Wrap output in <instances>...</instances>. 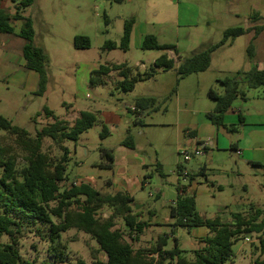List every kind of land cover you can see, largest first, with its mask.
<instances>
[{"label":"rangeland","instance_id":"1","mask_svg":"<svg viewBox=\"0 0 264 264\" xmlns=\"http://www.w3.org/2000/svg\"><path fill=\"white\" fill-rule=\"evenodd\" d=\"M3 3L5 11L13 15L16 5L11 0H3ZM254 14L261 19L253 22ZM24 16L32 19L34 45L42 48L48 56L45 67L48 82L45 95L39 97L20 87L18 73L10 74L0 66V114L9 117L13 124L35 135L42 123L45 125L56 119H64L73 110L117 112L119 109L125 110L126 105L134 106L139 98L156 100L155 108L143 110L139 124H135V117L130 114L126 116L123 126L110 131V135L104 138L101 133L106 125L98 122L82 133L76 144L69 140L58 143L46 137L42 147L52 159L64 154L63 146L67 145L73 152L67 160L68 179L61 184L62 190L79 178L104 187L107 179L113 177V172L100 166L103 161L102 149L110 150L117 162H121L124 158L121 155L128 154L121 149V145L131 135L135 143V150L131 153L136 160L128 166L121 164L123 162L118 163L114 170L117 173L125 169L127 177L137 176L146 182L144 186L137 185L132 193L135 202L131 207L133 213L149 225L136 241L130 238L121 217L116 218L115 222L116 228L125 234V239L135 250L146 249L150 258H156L157 255L151 256L152 250L163 236H167L166 249H172L177 241L178 247L189 259L193 258V251L202 247L200 240L209 234V230L205 227L191 230L174 228V219L170 215L171 205L178 196V187L188 185L191 178L198 182L194 189L196 208L204 218L213 219L222 214L223 220L228 222L233 213L249 216L253 208L263 207L264 174L251 165L241 163V157L230 148L217 154L221 156L217 159V169L228 172L223 190L206 182L205 175L207 178L214 175V171L203 170L206 152L201 156H191L186 162L179 151L188 149L193 152L197 147L203 152L201 144H197L188 134L193 130L202 131L205 135L202 141H209L207 137L212 134L202 127V120L216 106L209 96L210 89L223 94L224 86L220 80L245 70L247 63L251 67L264 68V32L254 41L255 56L252 60L247 56V46L252 37L243 35L213 51L207 70L179 79L175 69L156 68L153 76L137 82L129 92L117 87L120 80L117 72L103 76V85H90L88 71L101 65L126 64L131 75L145 74L162 54H168L178 64L179 59L190 58L221 41L228 28L262 24L264 0H36L26 9ZM129 18L135 19V29L140 39L144 34L154 35L159 43L171 44L175 49H143L137 45L136 35L128 51L106 49L104 45L108 41L120 43L124 22ZM14 26L17 27L18 23L14 22ZM76 36L88 37L90 48L76 49ZM14 48L21 53L20 45L14 44ZM243 90L246 106L264 120V87ZM243 102L244 99L239 96L231 109L242 107ZM44 107L53 112V117L45 116ZM37 113H41V116L35 122L33 117ZM219 132L226 137L231 134L222 127ZM158 163L161 172L156 170ZM180 163L182 169L178 174ZM237 164L240 165L241 175H238ZM183 172L187 173L186 177ZM111 212V209L104 207L98 216L106 218ZM52 220L59 221L55 217ZM47 232V226L38 223L17 235L19 252L25 260L34 264H77L78 261L89 264L95 258L106 260L97 242L77 229L61 234L58 242L63 246L60 249L63 261L57 260L51 255L52 242ZM245 236L249 241L240 238L234 243L233 257L224 264H255L263 258L258 235L252 233ZM7 242L8 236L0 237V245Z\"/></svg>","mask_w":264,"mask_h":264},{"label":"trees","instance_id":"2","mask_svg":"<svg viewBox=\"0 0 264 264\" xmlns=\"http://www.w3.org/2000/svg\"><path fill=\"white\" fill-rule=\"evenodd\" d=\"M35 1L11 0L16 5L13 15L7 13L0 5V32L14 34L11 20H23L17 35L25 40L23 56L26 60V68L35 70L39 74V85L35 94L42 96L47 89L48 78L45 67L48 56L42 48L34 45L35 32L32 19L24 16L26 9ZM112 1L121 2L122 0ZM260 19L255 14L252 16L253 22ZM134 24V18L125 20L120 43L108 41L104 47L108 50L119 48L128 51ZM263 31L264 21L259 25L252 24L248 28H228L224 31L221 41L190 58L181 61L179 59L178 64L168 54H162L155 59L153 67L145 74L131 75L126 64L101 65L91 73L89 82L90 85H103L105 83L103 76L114 71L120 77L117 87L123 92H129L134 89L137 82L153 76L156 68L175 69L179 79H184L193 73L207 70L213 51L249 32H253V38L247 46V56L249 60H252L255 56L254 41ZM74 47L76 49L90 48L89 38L76 36ZM142 48L170 51L174 50L175 46L161 44L154 35L148 34L143 40ZM220 82L224 86L223 94L213 89L209 90V96L216 102V106L207 116L218 128H227L224 124L225 113L232 107L236 98L240 96L246 99L244 88L264 87V69L251 67L246 71H238L234 76ZM155 103L156 100L153 98H139L134 107L143 111L148 107L155 108ZM43 111L46 117H53V112L48 108L44 107ZM39 116L41 113H37L33 120L35 121ZM97 122L98 119L94 113L82 111L80 117L72 124L56 119L43 126L35 135H31L23 127L13 124L11 120L0 115V237L6 235L9 238V242L0 245V264H34L21 256L17 235L38 223L47 226V235L52 242L51 255L61 261H63L61 257L63 252L60 249L63 246L58 239L61 234L70 229H77L90 235L99 245V250L106 255V260L95 258L89 264H224L233 257L232 245L240 238H248L245 235L252 233L258 235L259 249L263 255V258L257 260L255 264H264V204L262 208H253L249 216H245L244 213H233L231 221L228 222H225L220 215L207 219L197 211L195 196L186 194L184 188L178 187L177 199L170 208V215L174 219L173 227H183L188 230L205 227L209 230V234L201 238L202 247L193 251L191 259L183 254L184 251L178 247L177 241L172 249H165L167 236H163L152 250L157 257L150 258L146 249L135 250L125 239V234L116 228L115 220L121 217L130 238L138 241L140 234L149 225L139 220V216L133 213L132 196L124 192L104 193L88 183L74 182L70 187L62 190L61 184L68 179L66 165L69 149L63 146L64 154L60 158L52 159L42 149L44 139L49 137L58 143L69 140L76 144L79 136ZM108 132L107 127H103L101 137H106ZM123 144L133 147L131 135L127 136ZM102 150L103 159L109 163L106 167L111 169L112 152L107 149ZM177 169L180 174L181 163ZM156 170L161 172L159 163ZM51 203L55 205L52 206ZM104 207L112 210L106 218L98 216ZM52 217L59 221L54 222ZM77 264L85 263L78 261Z\"/></svg>","mask_w":264,"mask_h":264},{"label":"crops","instance_id":"3","mask_svg":"<svg viewBox=\"0 0 264 264\" xmlns=\"http://www.w3.org/2000/svg\"><path fill=\"white\" fill-rule=\"evenodd\" d=\"M0 5H1V8L4 9L3 0H0ZM14 22L18 23L17 27L14 26ZM11 24L14 27V34L0 32V66H2L4 71L9 72L10 74L18 73L17 76L19 77L18 82L20 84V87L23 90L28 91L29 93H35L39 85V74L35 70H30L26 68V60L23 56V46L25 44V40L17 35L23 25V20L12 19ZM263 32L261 34H263ZM134 35L137 36V45L142 47L143 40L145 36L148 34H144L142 38L140 39L138 37L137 30L135 29V24H134L129 47L131 46ZM246 35H251L250 38L251 37L253 38V32H249ZM260 35L258 37H260ZM14 44H18L21 46V53H19V51L16 48H14ZM170 56L172 57L173 54H171ZM247 65L248 66L244 67L245 71L251 68L250 63L249 64L247 63ZM98 68L99 67H91L89 69L88 71L89 81H90L91 73L94 70H97ZM20 69L22 70L21 72H20ZM258 69H264V68L258 67ZM44 95L45 93L39 97H43ZM245 101L246 100L244 99L243 105L241 104L242 107L235 108V109H231L232 108L231 107L224 115V124L227 127L224 129L228 133H231V134H228L229 135L228 137L224 136L223 134H220L219 128L212 123V121L208 118V116H206L205 120H202L203 122L202 127H205L206 129L211 131L212 135L211 136L208 135L207 137L209 141H206V142L202 141L201 138L205 137V135L200 130L197 131L198 133L195 132L194 130L188 133L189 135L193 136L195 141H197V144L198 143L201 144V148L203 149V152L201 155H203V153L206 152L207 157H206L205 167L203 170L205 172L207 170L214 171V175L211 178H207L205 175L206 182L207 183L210 182L212 186L218 187V190H223L224 187L226 186L227 180H226L225 174H227L228 176V172H223L217 169L219 167V165L217 164L218 163L217 159L219 157L221 158V156L217 154L221 153V151L226 152L228 148H230L238 156L241 157V161H242L241 163H246L247 165H251L252 167L256 169H259L260 172L264 174V120L259 119L258 118L259 116L255 114L254 112H252L250 108L246 106L247 102ZM10 105L12 106V104ZM81 112L82 111L76 112L73 110L71 114H68L66 118L61 119V120H65L69 122L70 124H72L77 118L80 117ZM90 112L94 113L97 116L98 122L106 125L107 129L109 130L108 135H110V131H115L120 126L124 125L126 116H129L131 114V116L135 117V124H139L138 121H141L142 119L141 115L144 114L143 111H140L139 109H135L133 105H126L125 110L119 109L117 110V112H109V111H102V112L101 111H90ZM6 118H9V117H6ZM49 123L50 122H47L45 125ZM45 125L42 123V127ZM108 126L110 127V129L108 128ZM129 133L131 132L129 131ZM66 147L68 148L67 145ZM68 149H69L68 156H71L73 152L72 150H70V148ZM121 149H123L125 152L128 153V154L121 155V156H124V158L121 160V162L123 163L117 162L115 156L112 153L113 162H112L111 169L106 167V165H108L109 163L108 161L104 159L102 161V164L100 165L101 167H106L109 171L113 172V177L111 179L109 178L107 179L104 187H97L96 185L82 178H79L77 181H74V182L76 184H78L77 182H79V184L80 183L91 184L93 187H95L96 189H99L100 191L104 193L114 194L117 192H124L132 196V193L136 189L137 185L140 184L144 186L146 182H144L141 178L137 176H135L134 178L127 177L125 169L117 173L115 172L114 169L118 163L124 164V166H128L134 160H136L134 157V154L131 153V151L135 150V143H133V147L122 144ZM195 150H200V149L196 147L194 151ZM201 155H198V156H201ZM237 166H238V175H241L242 171H241L240 165L237 164ZM197 184L198 182L192 178L188 185L180 186V187L184 188V192L186 194L195 196L194 189L196 188ZM195 199H196V196H195ZM134 202H135V199H134ZM196 205H197V202H196ZM224 212L226 214L227 210H225ZM220 216H222V214ZM138 219L141 220L140 217H138ZM168 224H171V223H168ZM155 255H156L155 253L151 254V256H155Z\"/></svg>","mask_w":264,"mask_h":264},{"label":"built area","instance_id":"4","mask_svg":"<svg viewBox=\"0 0 264 264\" xmlns=\"http://www.w3.org/2000/svg\"><path fill=\"white\" fill-rule=\"evenodd\" d=\"M180 154H182L184 160L187 162L189 161L190 157L191 156H198V155H201L202 154V151L201 150H195L193 152H190L188 149H180ZM184 177L187 176V173L186 172H183L182 173ZM246 241H249V238H246L245 239Z\"/></svg>","mask_w":264,"mask_h":264}]
</instances>
